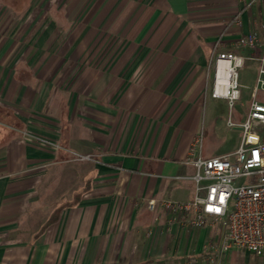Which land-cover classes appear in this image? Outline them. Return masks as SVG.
<instances>
[{
    "label": "crops",
    "instance_id": "1",
    "mask_svg": "<svg viewBox=\"0 0 264 264\" xmlns=\"http://www.w3.org/2000/svg\"><path fill=\"white\" fill-rule=\"evenodd\" d=\"M262 24L264 0H0V264H215L219 230L160 201L193 197L217 54Z\"/></svg>",
    "mask_w": 264,
    "mask_h": 264
},
{
    "label": "built area",
    "instance_id": "2",
    "mask_svg": "<svg viewBox=\"0 0 264 264\" xmlns=\"http://www.w3.org/2000/svg\"><path fill=\"white\" fill-rule=\"evenodd\" d=\"M238 23L240 21L236 19ZM238 46L251 51L244 56L235 51L217 54L216 61L226 62L227 90H219L220 69L215 73L212 95L229 101L232 107L241 98L238 69L246 60L260 63L258 83L264 91V24L238 39ZM251 102L246 119L241 123L229 120L230 126L241 130L238 147L232 153L205 157L202 155L204 134L194 139L190 162L195 172L189 178L195 184L193 197L188 200L162 199L160 205L169 214V223L188 228L216 227L218 241H209L204 253L211 263L230 249L264 253V104L256 98ZM37 143L56 151L63 145L53 139L34 136ZM72 160L97 161L94 154H81L66 150ZM197 153V154H196ZM148 207L155 210L157 201L149 200Z\"/></svg>",
    "mask_w": 264,
    "mask_h": 264
},
{
    "label": "rangeland",
    "instance_id": "3",
    "mask_svg": "<svg viewBox=\"0 0 264 264\" xmlns=\"http://www.w3.org/2000/svg\"><path fill=\"white\" fill-rule=\"evenodd\" d=\"M100 35H97L99 37ZM110 34L104 33L101 40L105 41L106 46L110 41ZM95 43V42H93ZM108 47L105 50L98 52L100 56L107 53ZM88 52V51H87ZM91 52H94L93 50ZM98 55V56H99ZM92 56V55H91ZM259 62L246 61L243 67L238 69V83L241 92L240 100H237L231 107L229 101L225 98H211L207 97L203 109V132H204V145L203 151L206 157L217 155H224L232 153L236 150L241 139V130L238 127L230 126L229 120L234 123L243 122L250 110V105L254 99L255 89L257 87L256 98L259 102L264 104V91L258 83L259 78ZM264 80V75L261 76ZM70 165L76 169L79 163H87L89 161H76L72 160L70 156ZM56 176V173L54 174ZM55 180L48 183L49 186L54 185ZM64 187H72L76 184V179H67L63 182ZM60 183H58L59 185ZM54 189V188H53ZM57 191V189H56ZM49 195V193L47 194ZM43 200L46 193L42 194ZM61 195L58 192L52 194L54 201ZM260 254V253H258ZM253 257V256H252ZM258 262V259L256 260ZM220 264H259L252 262V258H248L243 250H229L225 253L224 258Z\"/></svg>",
    "mask_w": 264,
    "mask_h": 264
},
{
    "label": "bare ground",
    "instance_id": "4",
    "mask_svg": "<svg viewBox=\"0 0 264 264\" xmlns=\"http://www.w3.org/2000/svg\"><path fill=\"white\" fill-rule=\"evenodd\" d=\"M227 63L221 62L220 64V79H219V90L222 92L227 90L228 76H227ZM219 67V66H218Z\"/></svg>",
    "mask_w": 264,
    "mask_h": 264
}]
</instances>
